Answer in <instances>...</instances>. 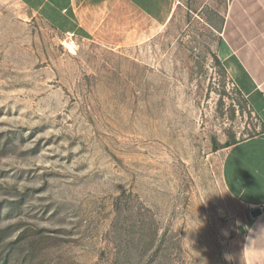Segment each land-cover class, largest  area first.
Returning a JSON list of instances; mask_svg holds the SVG:
<instances>
[{
	"label": "rangeland",
	"instance_id": "374dc122",
	"mask_svg": "<svg viewBox=\"0 0 264 264\" xmlns=\"http://www.w3.org/2000/svg\"><path fill=\"white\" fill-rule=\"evenodd\" d=\"M231 1L88 0L84 33L70 0H0V229L31 249L18 264H248L224 164L261 128L218 57Z\"/></svg>",
	"mask_w": 264,
	"mask_h": 264
},
{
	"label": "crops",
	"instance_id": "0c3cea01",
	"mask_svg": "<svg viewBox=\"0 0 264 264\" xmlns=\"http://www.w3.org/2000/svg\"><path fill=\"white\" fill-rule=\"evenodd\" d=\"M71 14L84 33L88 0H70ZM94 0H90L89 5ZM113 0H95L108 3ZM144 11L160 14L172 0H129ZM88 5V4H87ZM161 11V10H160ZM83 21H82V19ZM218 57L259 119L261 130L228 147L224 164L227 186L244 207L245 253L248 264H264V0H232L218 45ZM263 213L252 217L251 210Z\"/></svg>",
	"mask_w": 264,
	"mask_h": 264
},
{
	"label": "trees",
	"instance_id": "16d2710c",
	"mask_svg": "<svg viewBox=\"0 0 264 264\" xmlns=\"http://www.w3.org/2000/svg\"><path fill=\"white\" fill-rule=\"evenodd\" d=\"M239 140H235L228 144L227 146H231L235 143H237ZM217 145V144H216ZM7 229H0V264H18L17 263V250H21L23 248V251H30L31 249H28L25 245L26 240H15L8 243L6 231ZM33 240L30 241L32 247L34 245ZM25 245V246H24ZM14 248V249H13Z\"/></svg>",
	"mask_w": 264,
	"mask_h": 264
},
{
	"label": "water",
	"instance_id": "95a60500",
	"mask_svg": "<svg viewBox=\"0 0 264 264\" xmlns=\"http://www.w3.org/2000/svg\"><path fill=\"white\" fill-rule=\"evenodd\" d=\"M263 213L262 207H256L251 210L252 217H258Z\"/></svg>",
	"mask_w": 264,
	"mask_h": 264
}]
</instances>
